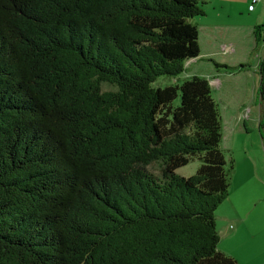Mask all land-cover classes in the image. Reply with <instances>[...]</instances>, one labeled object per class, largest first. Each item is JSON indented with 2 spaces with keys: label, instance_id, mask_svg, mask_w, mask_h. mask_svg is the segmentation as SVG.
<instances>
[{
  "label": "trees",
  "instance_id": "trees-1",
  "mask_svg": "<svg viewBox=\"0 0 264 264\" xmlns=\"http://www.w3.org/2000/svg\"><path fill=\"white\" fill-rule=\"evenodd\" d=\"M202 5L0 0V264H239L217 246L234 160L209 80L154 85L199 56Z\"/></svg>",
  "mask_w": 264,
  "mask_h": 264
},
{
  "label": "rangeland",
  "instance_id": "rangeland-1",
  "mask_svg": "<svg viewBox=\"0 0 264 264\" xmlns=\"http://www.w3.org/2000/svg\"><path fill=\"white\" fill-rule=\"evenodd\" d=\"M201 1L204 15L191 19L198 25L200 53L206 49L220 52L225 47L227 50L217 55L226 59V66L216 67L213 59L207 58L189 60L177 78L159 77L154 85L181 83L190 75L209 79L222 119L221 148L227 160H234L228 195L215 210L217 246L235 249L242 264H259L264 258V254H255L257 250L264 253V141L258 128L256 62L264 53V42L255 48L252 30L256 24H264V0ZM241 64L242 68L229 67ZM173 103H179V96ZM199 165V159L193 157L175 172L187 177ZM151 169L159 172L157 164ZM236 233L241 235L236 237Z\"/></svg>",
  "mask_w": 264,
  "mask_h": 264
},
{
  "label": "crops",
  "instance_id": "crops-1",
  "mask_svg": "<svg viewBox=\"0 0 264 264\" xmlns=\"http://www.w3.org/2000/svg\"><path fill=\"white\" fill-rule=\"evenodd\" d=\"M249 7H250V5H249ZM227 50V48H225V47H223V49L221 48V50H220V52H211L210 50H208V49H206V52L205 53H200L199 54V56H198V58H195V59H204V58H207V59H213V60H215V62H218V63H222V64H225V60L226 59H223V58H220L217 54L218 53H224L225 51ZM264 54V53H263ZM221 56V55H220ZM261 58V56L260 57H258V61H259V59ZM193 59H191V61H192ZM258 61L256 62V68H257V64H258ZM188 62V61H187ZM187 64V63H186ZM190 65V64H189ZM188 65V66H189ZM209 80V79H208ZM237 218V222H241V220H240V218H238V217H236ZM242 223V222H241ZM230 227H231V225H229ZM236 235V237H239V235H241V233H236L235 234ZM221 251H224V252H226V253H228L229 255H231V256H233L237 261H238V263L239 264H242L241 263V261H240V259L242 258L239 254H237V252L235 251V249H233V248H226V249H220ZM244 251L246 252V253H249V252H247V250L246 249H244ZM255 254H258V255H260V254H264L261 250H257V252H255ZM256 256L254 255V256H252V258H255ZM245 259H246V257H244ZM259 264H264V258H261V262L259 263Z\"/></svg>",
  "mask_w": 264,
  "mask_h": 264
},
{
  "label": "built area",
  "instance_id": "built-area-1",
  "mask_svg": "<svg viewBox=\"0 0 264 264\" xmlns=\"http://www.w3.org/2000/svg\"><path fill=\"white\" fill-rule=\"evenodd\" d=\"M257 0H253V2H256ZM251 9V7H249Z\"/></svg>",
  "mask_w": 264,
  "mask_h": 264
}]
</instances>
